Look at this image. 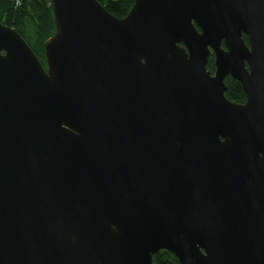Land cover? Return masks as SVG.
Listing matches in <instances>:
<instances>
[{
	"label": "water",
	"instance_id": "water-1",
	"mask_svg": "<svg viewBox=\"0 0 264 264\" xmlns=\"http://www.w3.org/2000/svg\"><path fill=\"white\" fill-rule=\"evenodd\" d=\"M50 2L46 67L0 20V264H264V0Z\"/></svg>",
	"mask_w": 264,
	"mask_h": 264
},
{
	"label": "trees",
	"instance_id": "trees-1",
	"mask_svg": "<svg viewBox=\"0 0 264 264\" xmlns=\"http://www.w3.org/2000/svg\"><path fill=\"white\" fill-rule=\"evenodd\" d=\"M19 1V3H18ZM109 12L117 17H125L134 0H99ZM0 20L15 27L31 45L46 67L45 41L55 33V21L50 0H0ZM248 42L247 36H245ZM213 62L208 68H213ZM226 96L237 102L245 99L239 81L231 76L226 78ZM154 264H180L178 258L169 250L162 249L153 255Z\"/></svg>",
	"mask_w": 264,
	"mask_h": 264
},
{
	"label": "flooded vegetation",
	"instance_id": "flooded-vegetation-1",
	"mask_svg": "<svg viewBox=\"0 0 264 264\" xmlns=\"http://www.w3.org/2000/svg\"><path fill=\"white\" fill-rule=\"evenodd\" d=\"M248 43V42H247ZM210 60H211V62H213V68H208V64H207V68H208V70L211 72V74H215V72H216V63H215V54H214V52H213V50H211V53H210V55H209V59H208V63L210 62ZM228 76H231V77H233L231 74H228L226 77H225V81H226V78L228 77ZM234 78V77H233ZM234 79H236V78H234ZM237 80V79H236ZM238 81V80H237ZM226 83V82H225ZM241 84V83H240ZM227 86V85H226ZM241 87H242V85H241ZM227 90V89H226ZM242 90H243V88H242ZM244 91V90H243ZM245 93V92H244ZM225 94H226V91H225ZM245 96H246V94H245ZM231 100V99H230ZM245 100H246V97H245V99H244V101H242V103L243 102H245ZM233 101H235V100H233Z\"/></svg>",
	"mask_w": 264,
	"mask_h": 264
},
{
	"label": "built area",
	"instance_id": "built-area-1",
	"mask_svg": "<svg viewBox=\"0 0 264 264\" xmlns=\"http://www.w3.org/2000/svg\"><path fill=\"white\" fill-rule=\"evenodd\" d=\"M18 3H19V1H18Z\"/></svg>",
	"mask_w": 264,
	"mask_h": 264
}]
</instances>
